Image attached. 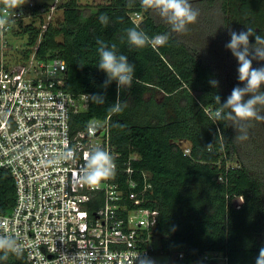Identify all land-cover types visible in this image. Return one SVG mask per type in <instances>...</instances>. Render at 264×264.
<instances>
[{
    "label": "trees",
    "instance_id": "obj_1",
    "mask_svg": "<svg viewBox=\"0 0 264 264\" xmlns=\"http://www.w3.org/2000/svg\"><path fill=\"white\" fill-rule=\"evenodd\" d=\"M190 3L199 16L183 34L172 32L156 11L142 8L140 0H131V6L129 0L95 5L70 0L61 6L57 24L42 32L33 21L21 22L15 36L29 39L22 59L29 58L38 43V58L66 60V89L105 95V104L91 102L74 124L82 129L91 119L110 115L111 143L122 155L115 163L138 154L133 166L152 173L153 188L143 205L160 211L154 232L162 251L174 257L172 264H208L205 254L211 252L222 253L226 264H255L264 247V121H251L249 138L238 141L232 122L215 121L206 109L213 107L214 112L218 107L214 95L224 103L235 86H244L238 80V62L225 45L230 31L247 27L264 36V0ZM48 10L47 3L36 2L32 18ZM134 12L143 14L139 23L132 18ZM101 14L109 17L107 25L100 23ZM132 27L150 37L167 34L168 42L157 49H138L127 42L125 30ZM97 39L115 43L118 54L135 65L131 87L119 93L127 104L120 113L108 111L117 98V85L113 81L107 89L101 87L107 77L97 67ZM249 40L255 43L254 36ZM252 66H264V61L253 60ZM212 79L218 80V87L211 86ZM257 107L264 115V107ZM208 144H213L211 150ZM116 174L123 184L124 172ZM15 202V180L0 168V214L10 213ZM0 264H26V258L9 254Z\"/></svg>",
    "mask_w": 264,
    "mask_h": 264
},
{
    "label": "built area",
    "instance_id": "obj_2",
    "mask_svg": "<svg viewBox=\"0 0 264 264\" xmlns=\"http://www.w3.org/2000/svg\"><path fill=\"white\" fill-rule=\"evenodd\" d=\"M35 3L12 10L10 30L0 33V168L10 171L16 184L11 212L0 214V233L18 237L26 264H81L78 253L86 254L83 264H139L137 256L174 263L155 243L160 211L143 205L153 183L151 172L133 166L138 154L115 163V176L125 174L123 184L113 177L93 188L79 180L90 146L106 149L114 160L122 155L111 143L110 115L91 119L82 129L74 124L89 109L91 93L65 88L66 60H42L34 53L9 59L10 38L21 22L32 19ZM142 17L132 14L136 23ZM72 150L74 155L62 156ZM205 260L227 262L219 252L205 254Z\"/></svg>",
    "mask_w": 264,
    "mask_h": 264
},
{
    "label": "clouds",
    "instance_id": "obj_3",
    "mask_svg": "<svg viewBox=\"0 0 264 264\" xmlns=\"http://www.w3.org/2000/svg\"><path fill=\"white\" fill-rule=\"evenodd\" d=\"M24 0H0V33L10 30L12 20L10 13L12 10L20 8ZM141 7L145 10L151 9L167 23L172 32L183 34L187 32L188 26L197 22L199 11L193 8L190 0H140ZM131 6V0H129ZM103 25H107L109 17L106 14H101L98 17ZM127 42L129 45L138 49L146 46H151L157 49L164 46L168 42L167 34H157L150 37L142 30H137L136 27L125 30ZM230 42L225 47L231 51L232 55L238 62V80L244 84L243 87L235 86L231 94L227 97L224 103H221V97L214 95V102L218 105L214 112H209L208 115L215 121L227 120L232 122L235 128V139L245 141L249 138L248 127L250 122L264 121V115L260 114L257 106L264 107V66L253 68L252 61H264V36L258 35L253 27H247L246 31H230ZM255 37V43L251 44L249 38ZM124 37H121L123 42ZM97 52L99 55L98 68L106 73V80L103 87H107L113 82L117 85V98L108 108L110 113L116 114L123 111L127 106L126 102H121L119 93L122 88L131 87L135 65L130 63L128 57L123 54H118L117 45L115 43L109 45L101 39H97ZM213 88L219 86L216 79L209 81ZM248 97L247 99H245ZM92 103L103 105L105 104V95L93 93L86 95ZM213 144H208L206 148L211 150ZM69 155H74V150L69 153L62 154L64 158ZM84 166L79 171V180L89 187L98 188L103 181L111 179L115 176L116 164L114 157L109 151L93 145L84 152ZM56 163L59 160L54 161ZM243 202V198H240ZM24 249L18 237L9 233H0V260H7L9 254L16 256L22 255ZM86 257L85 253H78L77 258L81 259V264ZM139 264H153V261L148 257H139ZM136 258V259H137ZM255 264H264V247L259 249V254Z\"/></svg>",
    "mask_w": 264,
    "mask_h": 264
},
{
    "label": "rangeland",
    "instance_id": "obj_4",
    "mask_svg": "<svg viewBox=\"0 0 264 264\" xmlns=\"http://www.w3.org/2000/svg\"><path fill=\"white\" fill-rule=\"evenodd\" d=\"M29 0H24L25 2H28ZM38 4H44L47 3L49 5V10L40 17H36L35 19H28L27 22L33 21L35 25L40 26L42 29V32L47 28L48 25L51 24H57L61 19L63 15V8L61 7L63 4L69 2L70 0H35ZM108 0H79V3L82 5H95V4H103L106 3ZM34 19V20H33ZM11 43L14 45L13 50H9V59H12V63L15 60V56L22 55V50L29 48V39L27 35L24 36H13L10 38ZM38 47V43L34 46H32V54L36 52ZM155 243L157 246L160 245L159 239L155 240ZM160 260L167 261V256H159ZM222 264V263H221Z\"/></svg>",
    "mask_w": 264,
    "mask_h": 264
}]
</instances>
